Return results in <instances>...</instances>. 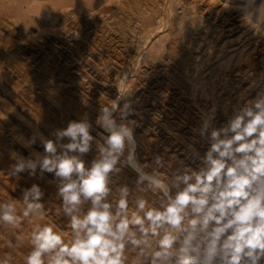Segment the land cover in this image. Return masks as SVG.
<instances>
[{"label":"rangeland","instance_id":"1","mask_svg":"<svg viewBox=\"0 0 264 264\" xmlns=\"http://www.w3.org/2000/svg\"><path fill=\"white\" fill-rule=\"evenodd\" d=\"M85 1L0 0V203L14 201L22 216L23 190L37 183L45 192L43 217L14 229L0 224V262L11 256L10 264H25L36 224L52 225L65 242L72 234L47 183L52 174L12 175L11 153L29 155L20 137L35 135L33 148L43 153L39 134L50 138L84 116L95 136L103 131L95 125L99 109L119 107L124 97L138 124L141 164L159 154L177 169L195 167L187 145L201 154L208 147L196 143L202 116L214 114L219 127L264 94V0H108L103 10ZM95 154L94 146L85 160ZM126 178L135 173L125 168L113 195ZM136 259L129 253L127 264Z\"/></svg>","mask_w":264,"mask_h":264},{"label":"clouds","instance_id":"2","mask_svg":"<svg viewBox=\"0 0 264 264\" xmlns=\"http://www.w3.org/2000/svg\"><path fill=\"white\" fill-rule=\"evenodd\" d=\"M36 37L33 38L35 40ZM99 109L95 125L85 116L39 134L44 152L33 148L37 137L19 138L29 149L13 151L11 173L55 184L60 214L67 218L71 239L65 242L52 226L36 224L25 264H261L264 260V94L233 110L219 127L214 114L203 115L197 131L208 147L200 153L187 145L188 159L177 169L162 155L150 163L137 158L132 103ZM101 137L102 146H99ZM95 146L90 162L85 157ZM167 167L168 172L161 170ZM131 169L135 179L115 178ZM45 192L33 183L22 192L23 213L14 201L0 203V224L20 226L25 218H41ZM130 202L134 210L130 211ZM19 239V237H17ZM7 246L14 245L11 240ZM6 256L0 264H10Z\"/></svg>","mask_w":264,"mask_h":264},{"label":"bare ground","instance_id":"3","mask_svg":"<svg viewBox=\"0 0 264 264\" xmlns=\"http://www.w3.org/2000/svg\"><path fill=\"white\" fill-rule=\"evenodd\" d=\"M107 1L108 0H86L84 3H85V6H87L89 3L92 4V8H100L101 10L103 9H106V7H108L106 4H107ZM166 4V3H165ZM89 7V6H88ZM91 8V7H90ZM108 9V8H107ZM119 11V10H118ZM163 11V10H162ZM109 12V11H108ZM121 12V11H120ZM115 13V12H114ZM116 15V14H115ZM165 17V16H164ZM166 19V18H164ZM163 29V28H162ZM161 29V30H162ZM154 35V34H153ZM132 69V68H131ZM114 102V101H112ZM92 104V103H91Z\"/></svg>","mask_w":264,"mask_h":264}]
</instances>
